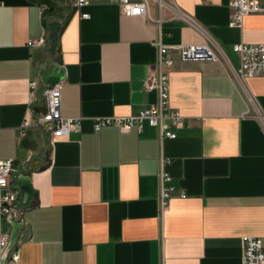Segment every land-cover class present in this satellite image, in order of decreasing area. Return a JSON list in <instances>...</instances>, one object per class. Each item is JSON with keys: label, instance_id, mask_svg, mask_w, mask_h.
Returning a JSON list of instances; mask_svg holds the SVG:
<instances>
[{"label": "crops", "instance_id": "0c3cea01", "mask_svg": "<svg viewBox=\"0 0 264 264\" xmlns=\"http://www.w3.org/2000/svg\"><path fill=\"white\" fill-rule=\"evenodd\" d=\"M150 2V16H127L112 0H0V159L25 192L26 224L0 219L19 247V264H243V237L264 244V74L235 81L237 43H264V13L230 26V0ZM176 8V10H174ZM195 18L223 60H188L171 49V104L184 115L177 138L157 127L95 131L96 117L129 116L157 102L144 84L161 41L200 44ZM89 13V18H83ZM45 38L29 46L31 38ZM61 79L62 114L79 129L51 142L48 125L22 129L46 110L44 89ZM38 82L33 99L31 83ZM249 94L253 102L248 100ZM170 159L161 164V157ZM162 169L177 194L160 204ZM7 264H13L9 261Z\"/></svg>", "mask_w": 264, "mask_h": 264}, {"label": "built area", "instance_id": "2783aa9c", "mask_svg": "<svg viewBox=\"0 0 264 264\" xmlns=\"http://www.w3.org/2000/svg\"><path fill=\"white\" fill-rule=\"evenodd\" d=\"M120 5L121 11L127 16H147L150 20L160 24L161 17L150 16V2L154 1L159 9L164 7L174 8L167 0H112ZM78 8L87 5L89 0H75ZM233 10L230 26L242 28L246 16L253 13H264V0H230ZM176 10V8L174 9ZM180 14V12H177ZM180 16L191 26L199 29L206 38L200 44H179L170 46L164 44L159 38L155 44L158 47V59L155 73L146 80L144 87L147 91H157V102L141 109L137 114L129 116L96 117L94 122L95 131H100L108 125H115L122 130H131L136 127L142 129L145 122L157 127L160 139L177 138L176 129L184 123L182 112L171 104V84L167 71L173 65V58L170 55L172 48L177 49L183 60H223L224 54L221 46L215 38L209 34L197 20L188 14L181 13ZM83 18H89V13H83ZM45 43V38H31L29 46H40ZM233 50L238 54L240 65L236 69L230 70L231 77L241 83L246 84L249 78L264 74V43H237ZM65 79H61L54 85L44 89L43 95L46 100L45 112L35 119H28L21 126L23 131L28 127L46 126L51 131V142L54 144L57 139L68 136V134L80 128L81 117H66L62 114V92ZM33 99L38 94V82L31 83ZM248 100L253 102V96L249 94ZM258 116L264 120V113L257 112ZM171 161L164 156L161 157V164L167 165ZM14 161L12 159H0V219H5L13 225L19 221L26 224L23 211L17 207L18 191L12 183ZM160 179V204L162 210H166L172 198L176 195L186 198V192L177 194V188L172 183V175L162 169L159 174ZM243 264H264V244L262 238L257 236H244L243 239ZM19 264V247L11 245L10 235L0 232V264Z\"/></svg>", "mask_w": 264, "mask_h": 264}, {"label": "water", "instance_id": "95a60500", "mask_svg": "<svg viewBox=\"0 0 264 264\" xmlns=\"http://www.w3.org/2000/svg\"><path fill=\"white\" fill-rule=\"evenodd\" d=\"M24 197H25V192L20 191V201L18 203L19 209H23V208L29 206V200L25 201Z\"/></svg>", "mask_w": 264, "mask_h": 264}, {"label": "bare ground", "instance_id": "6f19581e", "mask_svg": "<svg viewBox=\"0 0 264 264\" xmlns=\"http://www.w3.org/2000/svg\"><path fill=\"white\" fill-rule=\"evenodd\" d=\"M135 16H137V15H135ZM244 26V25H243ZM172 49H174V48H172ZM180 57H181V55H180ZM181 59H182V57H181ZM183 60V59H182ZM185 61V60H184Z\"/></svg>", "mask_w": 264, "mask_h": 264}]
</instances>
